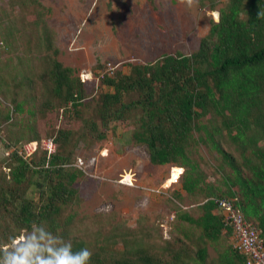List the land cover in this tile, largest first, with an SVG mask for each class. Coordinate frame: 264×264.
<instances>
[{
	"label": "rangeland",
	"instance_id": "1",
	"mask_svg": "<svg viewBox=\"0 0 264 264\" xmlns=\"http://www.w3.org/2000/svg\"><path fill=\"white\" fill-rule=\"evenodd\" d=\"M213 1L0 0V171L8 172L2 162L6 141H27L34 132L39 139L54 137L56 151L71 150L72 164L82 175L74 183L77 199L62 210L60 219L71 217V234L83 238L90 252L103 243L105 255L120 256L125 247L120 238L112 237L114 232L131 233L135 240L142 237L145 247L171 264L172 256L165 251L169 246L180 253L175 264H185L186 251L193 256L198 247L206 246L209 264H216L222 249H233L226 228L212 243L200 236L198 226L177 218L181 211L199 216L202 196L189 197L181 191L178 174L183 167L151 164L146 146L135 142L132 133L141 110L128 109L123 120H109L106 127L97 112L101 95L109 90L101 83L104 76L127 74L131 65L152 62L164 54L196 51L209 21H217L218 9L226 4V0ZM52 59L72 67L84 84L86 96L77 114L45 86L51 84L43 73ZM30 70L29 78L25 77ZM138 98L136 91L122 94L123 102ZM64 129L73 132L66 139L58 137ZM98 132L104 138L97 139ZM206 144L195 147V158L212 182L220 175L221 159ZM125 173H130L135 187L117 182ZM143 186L160 190L148 192ZM36 195V191L27 194ZM27 235L37 244L36 232ZM24 237L22 232L0 246L1 264H7ZM43 242L50 246L49 241ZM37 247L42 251L40 244Z\"/></svg>",
	"mask_w": 264,
	"mask_h": 264
},
{
	"label": "trees",
	"instance_id": "2",
	"mask_svg": "<svg viewBox=\"0 0 264 264\" xmlns=\"http://www.w3.org/2000/svg\"><path fill=\"white\" fill-rule=\"evenodd\" d=\"M218 14L217 21H209L196 51L164 54L155 61L131 65L127 74L104 76L101 83L109 90L101 95L97 112L106 127L109 120H123L128 109L141 110L132 133L135 142L146 146L151 164L183 167L181 191L189 197L202 196L199 216L181 211L176 215L181 223L198 226L200 236L212 243L224 228L232 235L222 214L212 212L216 208L212 198L236 196L237 207L264 241V0H226ZM30 72H25V77L29 78ZM44 75L50 78L51 84L45 86L52 96L61 97L77 114L86 95L74 69L52 59ZM133 91L139 98L123 102L122 94ZM16 110H21L20 105ZM4 116L9 118L7 113ZM72 133L64 129L58 137L66 139ZM29 138L40 141L43 137L39 139L34 132ZM102 138L104 133L98 132L97 139ZM16 141L4 144L2 162L8 172L0 171V246L10 244L22 232L29 237L34 231L45 255L85 249L83 238L71 234V217V221L60 219L62 210L77 199L74 183L82 175L72 164V151L62 147L47 157L38 146L23 159L13 147L26 141ZM202 142L221 159L217 166L220 175L212 182L207 181L195 158V147ZM35 191V198L27 196ZM112 237L120 238L125 251L117 257L107 256L102 243L91 252L89 264H171L145 247L142 237L135 240V235L124 232H114ZM165 251L171 254L172 263L180 260L173 246ZM184 251L186 247L181 253ZM193 253L186 251L182 262L209 264L206 246ZM245 260L244 255L226 247L219 252L216 264H245Z\"/></svg>",
	"mask_w": 264,
	"mask_h": 264
},
{
	"label": "built area",
	"instance_id": "3",
	"mask_svg": "<svg viewBox=\"0 0 264 264\" xmlns=\"http://www.w3.org/2000/svg\"><path fill=\"white\" fill-rule=\"evenodd\" d=\"M38 146L46 152L47 157L56 151L54 137H44L40 141H26L20 147L13 148L17 150L23 159H28L36 151ZM181 173L182 169L178 174L179 177ZM117 182L127 187L136 186L133 183L130 173H125ZM142 189L153 193H158L160 190L159 188L149 186H143ZM212 200L222 214L225 223L231 227L233 249L246 257L245 264H264V241L260 236V231L243 216L236 205L237 197H213Z\"/></svg>",
	"mask_w": 264,
	"mask_h": 264
},
{
	"label": "clouds",
	"instance_id": "4",
	"mask_svg": "<svg viewBox=\"0 0 264 264\" xmlns=\"http://www.w3.org/2000/svg\"><path fill=\"white\" fill-rule=\"evenodd\" d=\"M192 0H188L191 4ZM91 252L81 249L78 253H71L70 248L58 252L43 254L34 241L24 237L16 251L10 254L7 264H89Z\"/></svg>",
	"mask_w": 264,
	"mask_h": 264
},
{
	"label": "crops",
	"instance_id": "5",
	"mask_svg": "<svg viewBox=\"0 0 264 264\" xmlns=\"http://www.w3.org/2000/svg\"><path fill=\"white\" fill-rule=\"evenodd\" d=\"M212 212L215 214H220V211L217 209V208H214L213 210H212Z\"/></svg>",
	"mask_w": 264,
	"mask_h": 264
}]
</instances>
